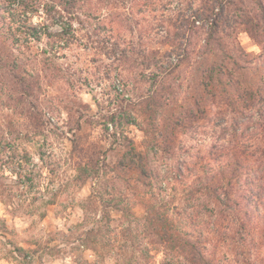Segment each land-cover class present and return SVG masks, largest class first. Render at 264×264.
<instances>
[{"label":"clouds","instance_id":"1","mask_svg":"<svg viewBox=\"0 0 264 264\" xmlns=\"http://www.w3.org/2000/svg\"><path fill=\"white\" fill-rule=\"evenodd\" d=\"M0 264H264V0H0Z\"/></svg>","mask_w":264,"mask_h":264}]
</instances>
